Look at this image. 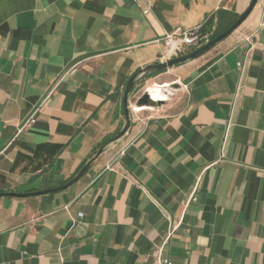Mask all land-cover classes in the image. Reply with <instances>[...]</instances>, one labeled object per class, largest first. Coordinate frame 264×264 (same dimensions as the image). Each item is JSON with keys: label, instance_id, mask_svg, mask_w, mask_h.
Returning <instances> with one entry per match:
<instances>
[{"label": "crops", "instance_id": "1", "mask_svg": "<svg viewBox=\"0 0 264 264\" xmlns=\"http://www.w3.org/2000/svg\"><path fill=\"white\" fill-rule=\"evenodd\" d=\"M251 1L0 0V264H264V0L110 143L164 37Z\"/></svg>", "mask_w": 264, "mask_h": 264}, {"label": "water", "instance_id": "2", "mask_svg": "<svg viewBox=\"0 0 264 264\" xmlns=\"http://www.w3.org/2000/svg\"><path fill=\"white\" fill-rule=\"evenodd\" d=\"M259 0H252L248 8L245 10L243 14H241L236 21L225 31L214 37L213 39L205 42L203 45L199 46L197 49L184 54L180 55L176 58L170 59L168 61L159 62L157 64L149 65L138 71L136 74H134L130 80L128 81L124 97H123V108H124V127L121 130V132L110 142L114 143L122 139L129 129L131 128L132 119H131V106H130V95L132 94L134 88L138 86L143 81H146L147 79L160 74L167 69L173 68L175 66L184 64L188 61L196 60L197 58L203 56L207 52H209L211 49H213L216 45H218L220 42L228 38L230 35H232L251 15L252 11L256 7ZM150 99L149 95L146 93L144 94L143 98L138 100L137 104L139 107H146L148 106ZM160 103V102H159ZM105 150V147H101L98 153L96 154L95 158H93L90 162H88L84 168L79 172V174L72 179L68 184H66L63 188H67L71 186L73 183L78 181L83 174L87 171V169L90 167V165L96 160ZM11 196H16V194H9Z\"/></svg>", "mask_w": 264, "mask_h": 264}, {"label": "built area", "instance_id": "3", "mask_svg": "<svg viewBox=\"0 0 264 264\" xmlns=\"http://www.w3.org/2000/svg\"><path fill=\"white\" fill-rule=\"evenodd\" d=\"M144 10L143 14L148 16L152 9V0H143ZM203 26H196L189 30H177L170 34H167L164 39V45L166 48V53L164 56V60L168 61L170 59L176 58L182 55L186 48H198L203 45V43L208 41V37L203 34L202 31ZM246 43H251V38H247ZM149 95V99H152L150 92L147 90L145 94ZM142 96H137V102L141 99ZM154 102L153 100H151ZM157 103V102H154ZM134 110V108H133ZM135 111V110H134ZM35 123V119L33 117L29 118L22 126L21 130L30 127ZM178 226H174L171 230V233L177 229ZM170 233V234H171ZM167 241L165 242V244ZM157 264H173V262L169 258L159 257L157 259Z\"/></svg>", "mask_w": 264, "mask_h": 264}, {"label": "trees", "instance_id": "4", "mask_svg": "<svg viewBox=\"0 0 264 264\" xmlns=\"http://www.w3.org/2000/svg\"><path fill=\"white\" fill-rule=\"evenodd\" d=\"M225 13L224 12H219L218 13V22H219V25H218V28L217 30H215V32L213 34H211L209 36V40L213 39L214 37H216L217 35H219L220 33H222L223 31H225L227 28H229L235 21L237 18H233L231 20H228V21H224L223 20V17H224ZM214 23V20L213 19H209L204 27L205 28H202V31H203V34L206 35V33H210L211 32V27ZM152 103V102H151ZM154 105V103H152Z\"/></svg>", "mask_w": 264, "mask_h": 264}, {"label": "rangeland", "instance_id": "5", "mask_svg": "<svg viewBox=\"0 0 264 264\" xmlns=\"http://www.w3.org/2000/svg\"><path fill=\"white\" fill-rule=\"evenodd\" d=\"M204 44V43H203ZM145 85H146V82L145 81H143L142 83H140L138 86H136L135 88H134V90H133V92H132V100H133V102H134V105L135 106H137V107H139L138 106V104H137V96H142L141 98H143V96H144V94H145ZM165 95H166V97H167V99L168 98H170L169 96H168V93H165ZM152 101L150 100L149 101V103H148V106H153V104L152 103H154V102H152ZM160 104H162V103H160Z\"/></svg>", "mask_w": 264, "mask_h": 264}, {"label": "bare ground", "instance_id": "6", "mask_svg": "<svg viewBox=\"0 0 264 264\" xmlns=\"http://www.w3.org/2000/svg\"><path fill=\"white\" fill-rule=\"evenodd\" d=\"M147 90L150 92V94L152 96L151 100H154V102L167 99V97L163 95L162 89L160 87H158V86H155V87L153 86V88H149ZM134 110L136 112H140V108L139 107L134 108Z\"/></svg>", "mask_w": 264, "mask_h": 264}]
</instances>
